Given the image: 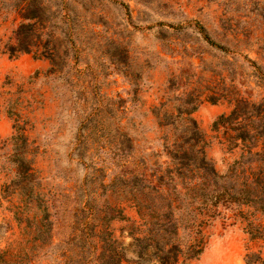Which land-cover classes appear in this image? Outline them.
Listing matches in <instances>:
<instances>
[{
    "label": "rangeland",
    "instance_id": "rangeland-1",
    "mask_svg": "<svg viewBox=\"0 0 264 264\" xmlns=\"http://www.w3.org/2000/svg\"><path fill=\"white\" fill-rule=\"evenodd\" d=\"M263 147L264 0H0V264H264Z\"/></svg>",
    "mask_w": 264,
    "mask_h": 264
},
{
    "label": "trees",
    "instance_id": "trees-1",
    "mask_svg": "<svg viewBox=\"0 0 264 264\" xmlns=\"http://www.w3.org/2000/svg\"><path fill=\"white\" fill-rule=\"evenodd\" d=\"M32 18V17H30ZM33 27L32 24H21L19 26V28L17 29V31L15 32V38H16V41H17V45L16 46H10L7 51L9 53V56L12 58V57H15L17 54L21 53V52H30V47H27V45H23V43H21V39H20V36L22 34V32L27 29V28H31ZM201 34H203L204 38L207 40V37L206 35L203 33L202 29L200 30ZM51 57V55L47 54V52L43 53L42 57ZM52 58V57H51ZM52 61V59H51ZM197 132V129H196V125H195V122L191 121V120H188V125H186V132ZM258 156V162L261 164V165H264V147L262 149V152L257 154ZM263 174H264V169L263 171H261ZM263 183V184H262ZM259 184H262L260 186H262V188L264 189V177L262 178V181L261 180H257V186H259ZM253 190L255 191L256 189L253 188L252 186H246V188L244 190H241L239 192L240 195L244 196L246 198L247 201L251 200L249 198H251L252 194H253ZM261 196V195H259ZM263 196V195H262ZM257 197V196H255ZM264 200L261 201V206L262 208L264 209Z\"/></svg>",
    "mask_w": 264,
    "mask_h": 264
},
{
    "label": "crops",
    "instance_id": "crops-1",
    "mask_svg": "<svg viewBox=\"0 0 264 264\" xmlns=\"http://www.w3.org/2000/svg\"><path fill=\"white\" fill-rule=\"evenodd\" d=\"M29 61V60H28ZM30 65L31 66H33L34 68H37V67H39V66H41L42 65V62L41 61H39V60H33V59H30ZM238 235V234H237ZM237 235H236V237H237ZM239 236V235H238ZM223 241H212L211 242V245H210V248H212V253L211 254H214V253H216V251L214 252V250H215V244H221ZM237 243H238V241H237Z\"/></svg>",
    "mask_w": 264,
    "mask_h": 264
}]
</instances>
